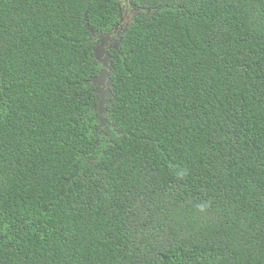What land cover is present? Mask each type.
I'll return each mask as SVG.
<instances>
[{
    "label": "trees",
    "instance_id": "16d2710c",
    "mask_svg": "<svg viewBox=\"0 0 264 264\" xmlns=\"http://www.w3.org/2000/svg\"><path fill=\"white\" fill-rule=\"evenodd\" d=\"M128 1L0 0V264H264V0Z\"/></svg>",
    "mask_w": 264,
    "mask_h": 264
},
{
    "label": "water",
    "instance_id": "95a60500",
    "mask_svg": "<svg viewBox=\"0 0 264 264\" xmlns=\"http://www.w3.org/2000/svg\"><path fill=\"white\" fill-rule=\"evenodd\" d=\"M117 45H115L116 47ZM94 58L101 64V68L98 71L97 75L92 79V83L96 84L95 92L102 95L103 89L105 88V94L107 95L106 101L112 96L110 90L111 78L109 76V70L111 68L110 56L104 48H101L98 45H93Z\"/></svg>",
    "mask_w": 264,
    "mask_h": 264
},
{
    "label": "flooded vegetation",
    "instance_id": "af4514ba",
    "mask_svg": "<svg viewBox=\"0 0 264 264\" xmlns=\"http://www.w3.org/2000/svg\"><path fill=\"white\" fill-rule=\"evenodd\" d=\"M122 6L128 7L129 11L131 12V19H133L134 16L138 13L137 8L132 3H130L128 0H121V10H122ZM124 24H127V22H124ZM118 30L120 31L119 27L117 26L114 30V33H117ZM100 38H101V41H103V43H104V44L103 43L98 44V46H100L101 48L109 47V46H112L114 44L115 39L112 38L110 35H102Z\"/></svg>",
    "mask_w": 264,
    "mask_h": 264
},
{
    "label": "rangeland",
    "instance_id": "374dc122",
    "mask_svg": "<svg viewBox=\"0 0 264 264\" xmlns=\"http://www.w3.org/2000/svg\"><path fill=\"white\" fill-rule=\"evenodd\" d=\"M113 34H111V37L113 38ZM103 43V41H101V38H99V40L98 41H96V43H95V45H98V44H102ZM104 44V43H103Z\"/></svg>",
    "mask_w": 264,
    "mask_h": 264
},
{
    "label": "clouds",
    "instance_id": "9594fccd",
    "mask_svg": "<svg viewBox=\"0 0 264 264\" xmlns=\"http://www.w3.org/2000/svg\"><path fill=\"white\" fill-rule=\"evenodd\" d=\"M105 49V48H104ZM101 65V64H100ZM100 68H101V66H100ZM100 68H99V70H100ZM101 89H105V88H103V87H100Z\"/></svg>",
    "mask_w": 264,
    "mask_h": 264
}]
</instances>
